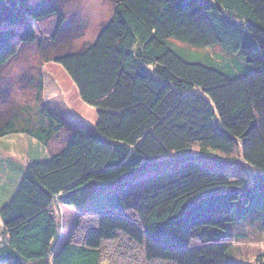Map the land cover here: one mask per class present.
I'll return each mask as SVG.
<instances>
[{"label":"trees","instance_id":"1","mask_svg":"<svg viewBox=\"0 0 264 264\" xmlns=\"http://www.w3.org/2000/svg\"><path fill=\"white\" fill-rule=\"evenodd\" d=\"M66 1L0 0V73L37 43L97 111L71 128L39 80L35 108L0 118V140L69 134L25 167L0 159V264H113L112 244L129 264H237L244 227L264 232V0H118L92 42L49 55L34 24L54 19L56 44ZM84 192L97 206L60 244L54 206Z\"/></svg>","mask_w":264,"mask_h":264},{"label":"rangeland","instance_id":"2","mask_svg":"<svg viewBox=\"0 0 264 264\" xmlns=\"http://www.w3.org/2000/svg\"><path fill=\"white\" fill-rule=\"evenodd\" d=\"M117 1L67 0L64 2L61 9L65 15L66 25L59 41L54 44L55 46L52 42H49L55 20L52 19L40 24L35 23L34 28L37 30L38 36L46 40V53L54 55L61 51L63 47L66 50L70 45L75 49H80L87 43L92 42L102 26L112 18ZM68 23L69 25H67ZM44 56L46 55L40 51L37 43L22 46L19 49L18 56L3 68L0 73V118L2 116L8 117L9 113L10 115L13 112L19 113L21 109L35 108L37 105L38 84L41 80L44 89L43 102L49 109L61 116L71 128L83 125L82 128L85 127L88 131L93 132L97 124L96 109L82 102L76 87L62 67L53 62L45 63ZM68 136V132L64 131L48 147L24 135L8 136L0 140V159L10 160L25 166L29 162V142H33L40 148L43 157H50L51 154L65 145ZM180 165L181 163H178L177 166ZM165 171L169 170L165 169ZM232 171L238 175H244L242 168L239 166L232 167ZM253 173L256 174V170ZM246 174L247 172H245ZM0 177L3 178L4 176L0 175ZM7 184L8 182L0 179V186L5 188ZM114 186H118V184ZM114 186L112 189L115 188ZM107 191L103 190L96 193L95 201L107 202ZM8 193L10 194L9 189ZM2 194V191H0V196ZM92 194L91 192L82 193L78 210L55 204L54 211L61 226V242L70 240L72 230H74L75 223L80 215L79 210L85 212L97 206ZM243 230L246 237L234 243L232 256L235 257L237 264H263L264 232L259 229V225H246ZM117 251L116 244L109 245L106 248L105 252L109 262L129 264L128 259L119 256ZM137 257L138 260L134 259L136 262L134 264H145L138 254Z\"/></svg>","mask_w":264,"mask_h":264},{"label":"crops","instance_id":"3","mask_svg":"<svg viewBox=\"0 0 264 264\" xmlns=\"http://www.w3.org/2000/svg\"><path fill=\"white\" fill-rule=\"evenodd\" d=\"M61 117V116H60ZM62 118V117H61ZM64 120V119H63ZM80 126H83V125H80ZM29 148H30V150L31 151H33V152H35V151H39L40 152V148L38 147V146H36L33 142H29ZM30 155V152H28V156ZM29 161H30V158H29ZM5 163V162H4ZM11 163H15L16 165H20V166H23V167H25V166H27V164L28 163H30V162H27L26 163V165L24 166V165H21V164H19V163H17V162H11ZM79 215V214H78ZM67 242V241H66ZM62 243H65V241L64 242H60V244H62Z\"/></svg>","mask_w":264,"mask_h":264}]
</instances>
